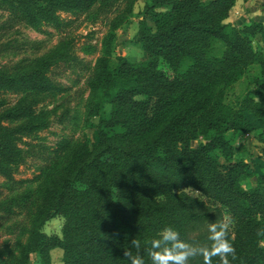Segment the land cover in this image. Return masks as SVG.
I'll return each instance as SVG.
<instances>
[{
	"label": "trees",
	"instance_id": "16d2710c",
	"mask_svg": "<svg viewBox=\"0 0 264 264\" xmlns=\"http://www.w3.org/2000/svg\"><path fill=\"white\" fill-rule=\"evenodd\" d=\"M135 2L0 0L8 13L2 26L9 28L65 31L73 21L61 13L84 14L92 23L112 16L87 81L86 115L98 118L97 142L59 143L41 169L44 183L19 197L25 207L32 202L31 227L12 264H31L32 254L37 264H52L57 249L63 264H130L124 250L134 238L151 264L150 241L165 226L205 244L209 223L221 218L230 222L232 264H264V237L256 234L264 227V175L246 186L248 164L235 152L239 138L250 134L264 143V46L255 44L264 23L227 22L237 0H148L134 42L150 58L132 62L114 52L113 42ZM75 45L64 37L43 54L0 66V174L10 180L26 162L20 142L47 125L36 106L57 90L52 69L91 68ZM243 81L252 88L232 100ZM57 217L64 219L61 235L46 233L45 224ZM8 250L0 251V264H8L2 260ZM189 264H203L202 258Z\"/></svg>",
	"mask_w": 264,
	"mask_h": 264
},
{
	"label": "rangeland",
	"instance_id": "374dc122",
	"mask_svg": "<svg viewBox=\"0 0 264 264\" xmlns=\"http://www.w3.org/2000/svg\"><path fill=\"white\" fill-rule=\"evenodd\" d=\"M147 1L136 0L131 21L116 31L113 42L114 52L122 53L132 62L150 58L142 45L134 42L139 28V19L143 15ZM7 14L5 11H0V26L6 20ZM61 15L65 20L73 21L65 31L50 26L43 27V31H37L17 24L14 28L3 25L0 29V66L15 62L24 56L43 54L56 46L62 38L68 36L75 40L77 54L91 66L90 69H86L62 64L52 69L50 75L57 83V90L43 96L36 106L38 115L47 125L20 142L21 147L26 150L27 158L26 162L13 174V179L10 180L0 174V251L8 247L9 255L2 258L8 264L13 263L15 254L20 255L19 247L21 243L27 242L31 227L28 210L32 202L25 207L19 197L29 189L37 190L44 183V179L39 178L41 169L50 163L49 159L54 157L53 150L59 146V143L70 141L72 145H77L86 140L93 145L98 139V118L89 120L86 115L89 99L87 81L100 54L102 41L109 32L112 16L101 17L97 22L92 23L84 14L79 17L70 13H61ZM251 19L264 23V0H237L227 22L242 24L249 23ZM147 20L154 26L150 17H147ZM255 44L264 46V35H257ZM88 46L95 48V52L87 54L84 49ZM251 88L252 85L247 81L238 83L230 98L235 101ZM6 97L10 101L16 98L11 93ZM109 112L110 108L107 107L106 115ZM247 115L255 126L262 127V121L254 118L250 113ZM69 150L70 148L65 153ZM235 152L236 158H243L248 164L250 177L246 186H256L257 177L264 175V143L250 134L245 138H239L235 144ZM63 222V217L49 220L44 226V231L48 234L61 235ZM120 231L124 233L125 227L121 226ZM62 255L61 249L54 250L52 264H63ZM36 260L35 255L32 254L31 264H37Z\"/></svg>",
	"mask_w": 264,
	"mask_h": 264
},
{
	"label": "clouds",
	"instance_id": "9594fccd",
	"mask_svg": "<svg viewBox=\"0 0 264 264\" xmlns=\"http://www.w3.org/2000/svg\"><path fill=\"white\" fill-rule=\"evenodd\" d=\"M230 222L223 218L209 223L207 243L193 244L181 239L180 232L171 226H165L157 237L150 241L147 255L151 264H189L190 260L202 258L203 264H213V258H219L218 264H232L237 259L236 249L230 240ZM257 236L264 237V227L257 229ZM264 244V240L261 241ZM141 244L132 239L131 248L124 250V257L130 264H145L140 255ZM132 249L136 251L133 252ZM231 258V259H230Z\"/></svg>",
	"mask_w": 264,
	"mask_h": 264
}]
</instances>
